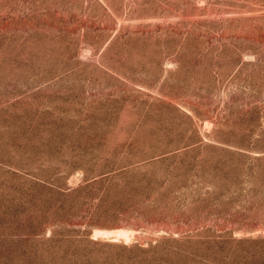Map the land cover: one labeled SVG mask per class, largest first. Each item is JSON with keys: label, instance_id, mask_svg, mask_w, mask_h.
Wrapping results in <instances>:
<instances>
[{"label": "rangeland", "instance_id": "obj_1", "mask_svg": "<svg viewBox=\"0 0 264 264\" xmlns=\"http://www.w3.org/2000/svg\"><path fill=\"white\" fill-rule=\"evenodd\" d=\"M0 264H264V0H0Z\"/></svg>", "mask_w": 264, "mask_h": 264}]
</instances>
